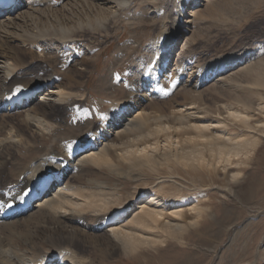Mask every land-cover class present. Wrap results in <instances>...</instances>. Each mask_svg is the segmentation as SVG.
<instances>
[{
  "label": "bare ground",
  "instance_id": "1",
  "mask_svg": "<svg viewBox=\"0 0 264 264\" xmlns=\"http://www.w3.org/2000/svg\"><path fill=\"white\" fill-rule=\"evenodd\" d=\"M33 1L15 0L14 5L0 9V31L2 33L0 41V222L6 221L8 227L11 226L14 229L13 234L30 246L33 243L32 232L34 230L22 232L21 228L26 226L25 223H29L37 212L44 211L50 219L44 220L43 218L45 224L49 223L51 226L52 223L56 226L58 224V227L50 226V232L55 236L52 243H56V247L49 250L39 248L33 257L32 247H22V241L14 244L12 240H9L12 236L5 235L0 224V264H94L93 257L86 255V241L91 237L98 238L95 242L98 241V244L102 245L99 242L100 234L108 240V245H111L115 252L123 250L128 254L139 252L143 248L157 247L160 244L167 245L170 239L184 243L189 230L197 228L205 215L214 212L210 207L211 204H207L210 198L208 194H205L203 199L201 195L193 196L191 201L185 202L181 188H177L179 191L176 190L177 192L174 193L171 189L167 190V184L166 187L161 183V185H156L157 188L154 185L150 188L146 186L149 188L147 190H144L142 185H136L135 193L128 199L122 200L125 194L121 195L120 190L126 182L121 183V186L117 184L118 180L117 183L114 182L115 185L114 183L109 185V181H101L94 177L88 179L86 177V181L78 182L75 179L78 177L74 176V178L73 175L85 167L86 163L105 165L112 173L114 172V175L132 176L133 178L141 176L139 171L142 166L170 167L172 162L173 165L176 162L188 167L196 165L207 169L208 172L209 170L213 172L212 170H218L225 163L232 164L235 158L241 163L244 157L251 154L250 152L259 141L257 137L244 138L242 135V137L237 135L234 138L232 133L222 132V130L217 134L216 131L212 132L214 129L207 131L214 127V122L210 119V121L206 120V115L197 116L200 113L198 111L195 113L189 110L184 113L186 110L183 109V112L175 107L168 111L160 110V113L156 111L157 114H147L139 107L151 96L158 97L164 92L161 77L165 71L170 69L177 39L191 31V25L200 14V5L210 3L212 0H177V4H173L175 8L171 22L169 21L171 18L167 19L168 21L162 24V28H159L157 39L155 37L156 43L153 47L155 46L158 54L156 67H152L153 69L145 67L139 74V84L130 83L131 90L128 91L127 98L125 97L126 99L116 106H111L110 111L103 113L100 123L88 131L84 137H79L70 143L66 142L61 148L46 150L41 157H37L22 167L16 177L15 174L13 176L10 166L19 156L20 151L27 150L31 144H34V133H52L56 126L67 122L66 116L70 110L80 113L84 109L83 100L85 99V94H79L77 91L78 82L76 80L64 81L62 74L52 65L53 63L51 64L46 60L47 58H40L38 55L44 56L45 53L54 50L64 60L62 67L71 62L80 61L78 59L81 50H76L77 38L71 33L70 27L60 25L57 30H39V32L28 34L16 32L15 26L19 19L26 17V13L32 12H28L31 7L36 9L40 6L43 0ZM44 1H55L59 5L56 11L64 13L72 12L73 3L85 1L90 5L93 4L99 10L98 17L102 18L106 14L114 15L117 8L128 3H124V0ZM192 1L199 2V5L188 8L190 4H194ZM99 20L105 22V20ZM192 41H194L193 36L187 34L182 48ZM71 48L74 49L73 53L69 52ZM83 49L87 52L91 51L90 46L84 45ZM248 51L249 49L241 48L239 51L226 54L224 62L222 61L221 65L218 64L219 66L206 78V81L230 68L241 66L247 61ZM185 53H181V56ZM83 60L80 61L81 65H83ZM174 64L173 69L177 74L176 83H179L186 72L180 64ZM71 69L77 71L74 67ZM262 80L259 79L255 87L258 85V89L263 88ZM17 84L27 87L30 94L21 97L12 96ZM261 92L263 91L259 90L258 94L262 96ZM19 110L24 112V116L20 122H15L10 113ZM244 110L234 108L229 113H235L245 120L248 114H245ZM152 118L156 121L153 125ZM195 119H198V122L194 121L193 125H189V122ZM180 129L198 131L192 138H200L203 146L196 144L191 151H184V147L180 144L181 140L174 136ZM92 137L95 139L90 141ZM138 141L141 144L135 145ZM163 142L166 145L169 144V147L163 145ZM161 143L164 148L168 149L164 150ZM88 144L91 148L80 155L81 148L87 147ZM65 162L66 166L63 167ZM239 162L236 163L239 164ZM239 174L234 175L238 177ZM31 184L37 190L45 189V194L36 200L32 197L25 207L8 208L10 201L18 203L22 200L23 190ZM142 197V201L138 202L137 200ZM91 219L95 221L90 223ZM40 225H37L36 229L40 228L38 227ZM88 233L90 238L85 236ZM248 264L254 263L249 262Z\"/></svg>",
  "mask_w": 264,
  "mask_h": 264
},
{
  "label": "rangeland",
  "instance_id": "2",
  "mask_svg": "<svg viewBox=\"0 0 264 264\" xmlns=\"http://www.w3.org/2000/svg\"><path fill=\"white\" fill-rule=\"evenodd\" d=\"M178 1L124 0V3H128L117 8L116 15L106 14L102 18L98 17L99 10L85 1L73 3L72 12L64 13L56 11L59 5L55 1L43 0L38 6H42L39 10H37L38 7L36 9L31 7L28 12H32L26 13V17L19 19L15 30L20 34L36 33L39 30L53 31L60 25L71 28V33L77 38L76 50H81V59L79 57L78 60L84 59L83 65L77 61L62 67L64 60L54 50L45 53L44 56L38 55L53 63L52 65L62 74L64 81L76 80L77 91L79 94H85V99L83 100L84 109L80 113L70 110L66 116L67 122L56 126L52 133H34V144L25 149L26 151H20L19 156L10 166L13 176L17 177L22 167L41 157L46 150L61 148L66 142L70 143L79 137H84L88 131L100 123L103 113L110 111L111 106H116L127 98L131 90L130 83L138 85L140 72L145 67L152 68L149 67L150 62H157L158 54L153 45L156 43L162 24L170 18L171 22L174 5ZM192 3L194 4H190L188 8L199 5V2L192 1ZM32 4L35 7L34 3ZM191 28V31L177 39L170 69L161 77L164 92L158 97L151 96L139 105L140 109L147 114H155L156 111L160 113V110L168 111L175 107L183 112L186 110L184 113L189 110L195 113L198 111L200 113L197 116L206 115V120L210 119L214 122V127L207 131L214 129L212 132L216 131L217 134L222 130V132L232 133L234 138L237 135H242L244 138L252 136V138L257 137L259 141L250 152L251 154L244 157L241 163L235 158L232 164L223 163L225 169L221 165L216 171L209 170L210 173L207 169L196 165L188 167L176 162L173 165L172 162L170 167L142 166V171H139L142 178L132 176H126V178L114 175V172L112 173L105 165L86 163L85 167L75 172L73 177H78H74L78 182L86 181V177L87 179L94 177L101 181H109V185L117 183L118 180L117 184L121 186L126 182L123 184L124 187L120 186L122 190L120 194H125L122 200L128 199L135 193L136 185H142L144 190H147L153 185L157 188L158 184L162 183L165 186L167 184L169 187L166 186L167 190L171 189L174 193L181 188L182 197L187 200L185 202L191 201L193 196L201 195L203 199L204 195L208 194L210 203L207 202V204H211L210 207L212 211L214 210L213 214L205 215L197 226L198 229L189 230L185 239L187 242L170 239L167 245L143 248L141 252L133 254L125 253L123 250L115 252L114 248L108 245V240L100 233H98L101 237L99 242L102 245H99L98 241L95 242L98 238H90L88 233L85 235L90 238L86 241V255L93 257L94 264H248L249 262L264 264V107H262L264 106V100H262L264 87L260 89L258 85L255 87L259 79H263L264 82V0H212L205 5L201 4L200 14L195 18ZM187 34L192 35L194 41L182 48ZM1 38L0 31V41ZM84 45L90 46L91 51L87 52L83 49ZM241 48L249 49L246 62L206 81V78L221 65L222 61L224 62L226 54L239 51ZM72 50L74 51L72 48L69 49V52L73 53ZM181 53L185 54L181 56ZM174 63L180 64L186 72L181 78L185 83L181 79L179 83H176L177 74L173 69ZM72 67L77 71H73ZM259 90L263 91L262 96L258 94ZM234 108L241 111L245 109L243 112L248 114V118L237 120L230 116L229 111ZM10 115L15 122H20L24 112L14 111ZM197 120L189 122V125ZM155 122L152 118V125ZM100 132L102 133L103 129ZM195 133H198L195 129H180L174 136L181 140L180 144L184 147V151H191L196 144L201 146L203 142L200 138H192ZM138 144L141 142L135 143V145ZM163 145L169 147V144L166 145L164 142ZM163 145L161 143V146ZM90 148L91 146L81 148L79 154ZM166 149L168 148L165 147L164 150ZM235 173L239 174L238 177L234 175ZM142 199L143 197L137 201ZM47 216L44 211L37 212L29 221L30 224L25 223L26 226L21 228L22 232L34 230L32 241L35 244L31 243L30 246L13 234L14 229L11 226L8 227L6 221L0 222L1 230L5 235L12 236L9 240H12L14 244L22 241V247H32L34 257L39 248L49 250L56 247V243H52L55 236L50 232V228L55 227L56 224L52 223V226L49 223V226L45 224L44 220H50ZM94 221V219L89 220L90 223ZM37 225H40L38 226L40 228L36 229Z\"/></svg>",
  "mask_w": 264,
  "mask_h": 264
},
{
  "label": "snow or ice",
  "instance_id": "3",
  "mask_svg": "<svg viewBox=\"0 0 264 264\" xmlns=\"http://www.w3.org/2000/svg\"><path fill=\"white\" fill-rule=\"evenodd\" d=\"M20 89L17 88V91H19ZM230 116H234L237 120L241 119V117H239L237 114L235 113H229Z\"/></svg>",
  "mask_w": 264,
  "mask_h": 264
}]
</instances>
